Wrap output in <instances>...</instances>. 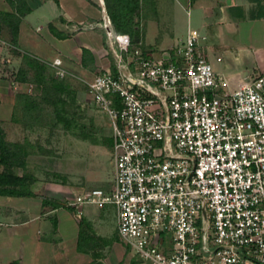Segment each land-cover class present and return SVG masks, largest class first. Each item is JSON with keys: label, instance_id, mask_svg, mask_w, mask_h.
I'll return each instance as SVG.
<instances>
[{"label": "built area", "instance_id": "built-area-1", "mask_svg": "<svg viewBox=\"0 0 264 264\" xmlns=\"http://www.w3.org/2000/svg\"><path fill=\"white\" fill-rule=\"evenodd\" d=\"M98 24L115 61L88 88L109 118L114 185L66 204L114 205L119 235L150 264H264V70L223 91L197 29L158 57L108 14ZM4 46L38 57L1 33L0 61Z\"/></svg>", "mask_w": 264, "mask_h": 264}, {"label": "crops", "instance_id": "crops-1", "mask_svg": "<svg viewBox=\"0 0 264 264\" xmlns=\"http://www.w3.org/2000/svg\"><path fill=\"white\" fill-rule=\"evenodd\" d=\"M169 1L165 31L174 33L180 44L190 30L199 31L200 48L219 75L223 91L239 88L264 70V14H260L264 12V0ZM0 8L11 7L7 0H0ZM106 14L105 0H43L23 17L19 48L38 56L52 51L57 57L69 55L71 48L81 52L86 47L97 64L107 58L103 57L107 47L111 48L107 29L96 25ZM154 22L159 28L161 21ZM51 25L64 37L56 36ZM84 32L87 35H80ZM9 56L15 64L23 58L16 51H10ZM78 57L76 67L85 69L82 54ZM62 58L67 64V57ZM35 84L32 79L0 78L1 125L7 140L23 148L25 159L15 172L28 176L29 187L36 193L0 194V264H135L118 233L117 213L114 226L107 217L106 208L111 204H83L80 212L66 204L82 190L57 177L63 169L43 148L41 137L33 134L45 127V122L24 119L22 106L16 102L17 92L34 93ZM3 168L0 163V171ZM63 211L64 217L59 215Z\"/></svg>", "mask_w": 264, "mask_h": 264}, {"label": "rangeland", "instance_id": "rangeland-1", "mask_svg": "<svg viewBox=\"0 0 264 264\" xmlns=\"http://www.w3.org/2000/svg\"><path fill=\"white\" fill-rule=\"evenodd\" d=\"M169 9V0H142L139 12L130 18L132 38L142 40L144 48L156 52L159 57L164 51L173 55L176 47L180 45V42L175 40L174 33L165 31L167 28L165 17ZM155 20L161 21L159 28L155 26ZM113 28H115L114 24ZM54 29L51 27L56 36L64 37L63 33ZM137 29L139 32L136 31ZM75 32L77 31L73 33ZM2 34L13 42L11 33L7 28L3 29ZM80 35H87V33L84 32ZM170 37H173V39H170ZM75 41L78 42L77 37ZM14 45L19 47L18 43ZM107 48L106 55L103 56H107V58L99 60L100 62L97 64L94 63L92 54H84L83 50L80 52L76 47L70 49L69 55L60 54V57L63 56L68 59L65 65L70 73L64 78L58 77L55 68L49 63L55 58L52 51L48 55H36L38 56L36 58L46 65L47 78L49 80H61L65 83L66 90L61 92L52 87V91L47 95L51 102L48 100L41 104L43 106L42 120L46 126L36 129L33 133L34 137H41L43 148L47 150L57 166L63 169V172L59 173L57 177L67 181V184L77 185L82 191L99 186L111 190L114 185L115 164L109 118L94 103L88 88V81L103 70L104 66L114 65L113 52L110 47ZM10 51L19 52L23 57L22 51H19L18 48L2 47L0 78L14 81L19 68L25 64L23 58L21 62L15 64L10 59ZM79 54H82V58L85 57V69L76 67ZM35 75L36 71L29 68V77L34 78ZM33 88L32 92L43 95L41 85L35 84ZM57 109L62 112V119L58 118ZM106 213L110 223L114 226L116 219L115 206L108 205ZM59 215L64 217L66 214L63 211ZM127 248L132 262H135V264H150L137 258L129 246Z\"/></svg>", "mask_w": 264, "mask_h": 264}, {"label": "trees", "instance_id": "trees-1", "mask_svg": "<svg viewBox=\"0 0 264 264\" xmlns=\"http://www.w3.org/2000/svg\"><path fill=\"white\" fill-rule=\"evenodd\" d=\"M11 9L0 8V34L4 28H7L12 36L14 44L18 43L20 32V24L23 17L40 6L43 0H7ZM142 0H105L106 8L114 29L118 33L128 32L131 34L130 18L137 14L141 7ZM264 14V12L260 13ZM52 29L53 25H51ZM56 30V29H54ZM137 32L138 29L136 30ZM134 40V39H133ZM137 41V40H134ZM23 53V52H22ZM83 53H90L89 48L84 47ZM85 63V57L82 58ZM24 64L19 68L17 80L30 81L31 79L37 84L41 85L42 94L38 95L28 92H17L16 102L22 107V117L30 121H41L43 119L42 102L48 101V94L55 87L57 91L64 92L66 90L65 83L61 80L47 78L46 65L44 62L28 53H23ZM29 68L36 71L34 78L29 77ZM51 102V100H49ZM56 114L59 119L63 118L62 112L57 109ZM112 141V137H111ZM23 148L17 143L10 142L6 138V132L0 121V163L4 165L0 171V194L11 195H36L29 187V177L26 175H18L15 168L25 163L22 155ZM14 264H19L15 261Z\"/></svg>", "mask_w": 264, "mask_h": 264}]
</instances>
